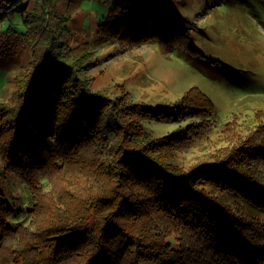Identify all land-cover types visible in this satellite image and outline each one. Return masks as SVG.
<instances>
[{
  "label": "trees",
  "instance_id": "16d2710c",
  "mask_svg": "<svg viewBox=\"0 0 264 264\" xmlns=\"http://www.w3.org/2000/svg\"><path fill=\"white\" fill-rule=\"evenodd\" d=\"M62 1L0 0V26L15 13L26 26L0 31V58L18 38L34 53L13 100L0 101V179L22 183L28 204L10 206L0 185V264H264V220L252 212L264 209V146H221V157L184 167L194 127L155 136L146 124L213 112L211 98L150 105L91 90L86 53L65 43ZM124 2L100 33L196 49L174 0ZM81 161L86 171L73 172Z\"/></svg>",
  "mask_w": 264,
  "mask_h": 264
},
{
  "label": "rangeland",
  "instance_id": "374dc122",
  "mask_svg": "<svg viewBox=\"0 0 264 264\" xmlns=\"http://www.w3.org/2000/svg\"><path fill=\"white\" fill-rule=\"evenodd\" d=\"M124 1L66 0L56 5L58 15L70 18V34L64 38L67 47L73 55L86 53L81 76L88 78L91 90L150 105L179 103L182 97H192V102L203 106L209 102L207 97L211 98L213 112L207 113V105L187 113L203 112L198 117L179 114L176 119L146 124L155 136L182 130L187 123L185 131L194 127L198 133L192 145L182 149L184 167L211 155L221 157L225 153L221 146H264V0H221L213 6L206 0H174L178 14L193 27L192 42L197 49L193 51L184 42L173 41L168 46L148 41L127 44L100 33L99 25L108 9ZM7 30L25 32L18 13L1 23L0 31ZM10 44V54L0 58V101L8 102L18 90L16 79L24 76L34 54L25 39ZM171 45L180 48L172 50ZM257 165L264 184V160ZM70 168L79 174L86 171L83 161ZM4 177L8 180L3 183L0 179V185L6 202L27 208L24 185L11 175ZM253 210L264 220V209ZM217 264L226 263L220 259Z\"/></svg>",
  "mask_w": 264,
  "mask_h": 264
}]
</instances>
